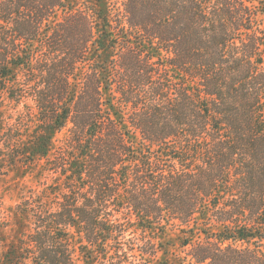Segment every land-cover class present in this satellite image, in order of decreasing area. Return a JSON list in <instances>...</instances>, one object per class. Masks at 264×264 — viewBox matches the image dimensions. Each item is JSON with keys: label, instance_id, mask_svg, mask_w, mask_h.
Here are the masks:
<instances>
[{"label": "trees", "instance_id": "obj_1", "mask_svg": "<svg viewBox=\"0 0 264 264\" xmlns=\"http://www.w3.org/2000/svg\"><path fill=\"white\" fill-rule=\"evenodd\" d=\"M122 2L0 0V264H264V0Z\"/></svg>", "mask_w": 264, "mask_h": 264}, {"label": "rangeland", "instance_id": "obj_2", "mask_svg": "<svg viewBox=\"0 0 264 264\" xmlns=\"http://www.w3.org/2000/svg\"><path fill=\"white\" fill-rule=\"evenodd\" d=\"M119 7L122 6L123 0H113ZM32 102L28 105L31 106ZM25 104H22L18 109L24 108ZM13 106L7 103L5 108V123L13 112L11 109ZM17 109V110H18ZM64 134L60 135V139ZM56 174H48L43 172L41 175L38 174L37 169L24 170L19 167L17 170H11L8 174L0 177V259L5 250L14 244L18 238L27 230H30V222L27 219H22L15 212V206L18 204L21 196L29 189L42 190L47 185H54L57 180ZM24 225L22 226V224ZM181 236L180 230L168 232V237L163 241L165 243L164 253L162 251L156 259H150L149 264H159L161 260L169 261V264H184L188 263L185 260L186 252L180 246L179 237ZM131 237V235L129 236ZM169 243V244H167ZM76 264H83L79 257V253L75 256ZM133 264H142V257L136 254L135 258L132 259Z\"/></svg>", "mask_w": 264, "mask_h": 264}]
</instances>
